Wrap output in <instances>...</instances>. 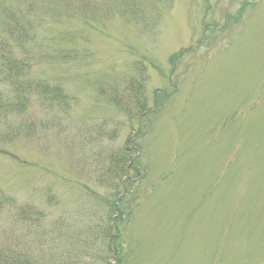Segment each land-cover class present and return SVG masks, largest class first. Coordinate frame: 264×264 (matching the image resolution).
<instances>
[{"label":"rangeland","instance_id":"374dc122","mask_svg":"<svg viewBox=\"0 0 264 264\" xmlns=\"http://www.w3.org/2000/svg\"><path fill=\"white\" fill-rule=\"evenodd\" d=\"M97 1L0 0L34 24L0 75V264H264V0Z\"/></svg>","mask_w":264,"mask_h":264},{"label":"trees","instance_id":"16d2710c","mask_svg":"<svg viewBox=\"0 0 264 264\" xmlns=\"http://www.w3.org/2000/svg\"><path fill=\"white\" fill-rule=\"evenodd\" d=\"M113 1L115 2V4H117V2L119 1L115 10L116 12H119V14L122 17H125L128 20H132V16H135L138 12H140L143 5H145V11L148 8V4L146 3L147 2L146 0H113ZM85 4L96 5L98 4V1L78 0V5L80 7H83ZM113 10L114 7L109 6L103 9L102 12L104 14V13L113 12ZM19 13L17 11H13L11 7H7L4 4L0 5V58L3 60V63L1 64L0 67V75L2 74V70L4 69L6 64L9 66L7 73H10V75H13L14 73L16 75H20L21 73L22 75L26 74V71L28 70V64L30 61H32L31 56L27 59L25 56L26 54H24V58L19 60V67L18 66L13 67V61L16 58L12 57V51H13L12 46L14 48L17 47L21 50H24L25 44L33 38L34 24L32 23V20H30L29 18L26 19L23 13H20V15ZM192 49L193 48L180 49L177 52L171 54V56L169 57L170 63L174 64L175 61L178 58L182 57L186 51H190ZM54 55L60 57L61 60L65 62L68 60H72L76 57V50L74 48H66L61 50L58 49L56 52L52 54V57H55ZM8 76L9 75H7V77ZM167 95L164 98L165 100L167 98ZM155 104H157V101H155ZM139 105H141L138 106L139 109L141 110L139 113L143 115L146 112V107L144 106L143 103H140ZM142 125L143 124L141 123L140 126ZM126 144L127 146L124 149L123 154L120 155L116 160V167L119 173L121 174V177L129 178L131 175L129 174V172H131L136 178L133 184L139 183V181L143 178V173H144L141 163L139 162L140 161L139 154L141 152V148L139 146V143L135 141V136L132 135H129L127 137ZM131 151H133V154L131 153ZM133 189L135 190V188ZM127 193H131V190L130 191L123 190L122 192L118 191V198L109 201V210L111 212L110 217L113 218L111 219V222H113V220H118L120 222L125 220L126 213L124 212L125 210L123 209L122 198ZM2 199L3 196L0 195V200ZM4 201L6 202L9 201V198L6 196ZM108 231H111L110 227L108 228ZM109 235H110L109 237L112 238L111 234ZM112 246L114 247V244H110L109 250L113 251L112 254L114 255L115 250L112 248ZM115 256L117 258L115 259L114 264L115 263L122 264L120 254L116 253Z\"/></svg>","mask_w":264,"mask_h":264}]
</instances>
